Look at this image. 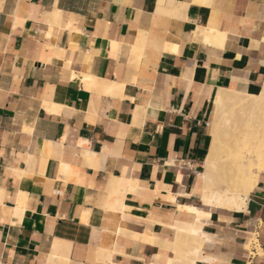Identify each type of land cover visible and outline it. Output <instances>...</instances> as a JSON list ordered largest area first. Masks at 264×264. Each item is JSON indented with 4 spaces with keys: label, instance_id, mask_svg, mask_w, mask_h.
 Returning a JSON list of instances; mask_svg holds the SVG:
<instances>
[{
    "label": "crops",
    "instance_id": "obj_1",
    "mask_svg": "<svg viewBox=\"0 0 264 264\" xmlns=\"http://www.w3.org/2000/svg\"><path fill=\"white\" fill-rule=\"evenodd\" d=\"M263 83L264 0H0V264H264V174L199 177Z\"/></svg>",
    "mask_w": 264,
    "mask_h": 264
},
{
    "label": "bare ground",
    "instance_id": "obj_2",
    "mask_svg": "<svg viewBox=\"0 0 264 264\" xmlns=\"http://www.w3.org/2000/svg\"><path fill=\"white\" fill-rule=\"evenodd\" d=\"M220 93L215 101L211 145L199 176L200 197L205 206L241 210L264 174V83L257 95ZM189 210L201 217L196 208ZM181 232L193 238L197 234L194 227Z\"/></svg>",
    "mask_w": 264,
    "mask_h": 264
},
{
    "label": "rangeland",
    "instance_id": "obj_3",
    "mask_svg": "<svg viewBox=\"0 0 264 264\" xmlns=\"http://www.w3.org/2000/svg\"><path fill=\"white\" fill-rule=\"evenodd\" d=\"M218 111L220 112L221 110H218ZM218 111H217V112H218ZM219 112H218V113H219ZM215 114H216V110H215ZM219 114H221V113H219ZM214 117H215V115H214ZM211 139H212V135H211Z\"/></svg>",
    "mask_w": 264,
    "mask_h": 264
}]
</instances>
